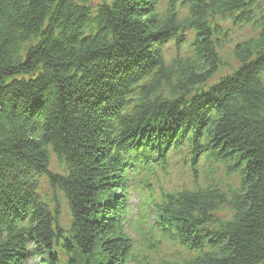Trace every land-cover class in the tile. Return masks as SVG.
Returning a JSON list of instances; mask_svg holds the SVG:
<instances>
[{
	"label": "trees",
	"instance_id": "16d2710c",
	"mask_svg": "<svg viewBox=\"0 0 264 264\" xmlns=\"http://www.w3.org/2000/svg\"><path fill=\"white\" fill-rule=\"evenodd\" d=\"M0 264H264V0H0Z\"/></svg>",
	"mask_w": 264,
	"mask_h": 264
},
{
	"label": "rangeland",
	"instance_id": "374dc122",
	"mask_svg": "<svg viewBox=\"0 0 264 264\" xmlns=\"http://www.w3.org/2000/svg\"><path fill=\"white\" fill-rule=\"evenodd\" d=\"M160 2H161V5L164 6L166 0H160ZM223 25L225 27H227V28H230V25H229L228 21H226V20L223 22ZM232 31L233 32H230L231 33V37L230 38L232 39V42L239 40L242 37V35H244V33L247 32V31H244V30L242 31L241 29H234ZM186 35L188 36L187 40L189 41L191 39V37H192V32L191 31H188V32H186ZM181 48H182V51H181L182 54H188L189 53L188 46L182 45ZM165 49H166L165 52H166V56L167 57L174 54L173 47H172V44L171 43H168L165 46ZM226 52L227 53L230 52L229 47H225V49L223 50V54L225 56H226ZM226 59H228L227 60L228 62H230L231 64H233V62H231L232 60H231L230 57H227ZM228 71H229V67H227L225 70H222L221 73H222V75H224ZM51 161H52L51 162V169H53L55 167V162H54V159H52ZM181 171H182V169L179 167V165L171 166V168H170V175H172L171 176L172 179L167 180L168 184L171 182L173 185H175V186L178 187V186L181 185L180 184L181 182H183L184 180L187 181L186 174H184V176H185V178H184L183 175L181 176ZM165 184H166L165 183V180L163 178H161L160 179V185L162 186L163 189L166 188ZM157 190L159 191V188L158 187H157ZM40 192L42 193V195L44 194V197L46 199L47 198L48 199L51 198V195H50L51 194V191H50V189H49L46 181L43 178H41V190H40ZM56 196L59 198V200H60V206H61L60 221L62 222V224L65 225V224H67L68 218H69L68 217V213H67V209H66V205H65L63 199L60 198L61 196H59L58 194H56ZM141 207H142V205H141V202H140L139 195L135 193L131 197V209H130V212H132V214H133V218L136 219V217L138 215H141V212H142L141 211ZM131 219H132V217H131ZM150 221H151V219H150ZM133 235H134V233H133ZM163 249L165 250L166 253H173V254L178 251V249H176L174 246H170V245L163 246Z\"/></svg>",
	"mask_w": 264,
	"mask_h": 264
}]
</instances>
